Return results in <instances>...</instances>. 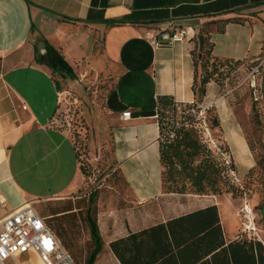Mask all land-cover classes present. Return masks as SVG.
Returning a JSON list of instances; mask_svg holds the SVG:
<instances>
[{
	"label": "crops",
	"instance_id": "1",
	"mask_svg": "<svg viewBox=\"0 0 264 264\" xmlns=\"http://www.w3.org/2000/svg\"><path fill=\"white\" fill-rule=\"evenodd\" d=\"M229 18L240 21L229 22L223 33L211 26L213 56L257 62L264 55V0H0V197L6 201L5 207L0 205V219L38 197L16 178L25 173L29 155L17 149L28 138L27 148L33 150L31 136L37 131L47 135L58 152L52 161L46 153L37 158L48 163L46 172L50 170L48 175L53 174L57 185L40 199L56 200L83 185L74 140L53 125L62 103L64 78L60 80L37 61L48 44L71 65L77 78L93 74L95 79L103 76L111 82L105 105L114 122L113 161L130 192L117 207L113 195L99 198L97 220L104 249L95 264H121L110 249L112 242L212 205L218 207L226 243L240 239L241 209L237 211L230 200L226 201L231 208L222 209V196L200 203L196 198L210 197L165 193L157 120L159 96L195 102V40L206 22ZM118 19L136 24L104 23ZM177 28L187 30L188 35L171 46L155 48L148 38L163 31L173 34ZM200 107L216 109L221 123L218 131L235 162V151L249 153L240 122L215 82L207 85ZM127 111L132 113L130 120L122 117ZM14 156L19 161L17 172ZM51 166L55 171L67 168V179L56 177ZM154 202L161 203L159 211H153ZM17 261L44 264L32 251Z\"/></svg>",
	"mask_w": 264,
	"mask_h": 264
},
{
	"label": "trees",
	"instance_id": "2",
	"mask_svg": "<svg viewBox=\"0 0 264 264\" xmlns=\"http://www.w3.org/2000/svg\"><path fill=\"white\" fill-rule=\"evenodd\" d=\"M233 12L235 11L229 13ZM204 17L211 18L216 15ZM239 21L238 18H229L209 21L202 25L192 50L195 68L192 89L196 97L195 102L179 103L172 96H159L157 99L159 152L165 193H190L186 192L185 185L177 191L165 190V182L178 179L190 183L193 195L205 196L211 192L214 197L220 195L224 187H228L233 195L243 194L245 185H238L232 176L236 172V165L234 160H230L228 146L226 145V148L220 145L221 147L217 146L215 150L209 143L208 134H211V129L221 128L216 109L200 107L207 94V85L215 82L220 86L219 78L225 75L230 67L245 62L222 60L213 56L210 43L211 26L216 25L218 32L223 33L229 22ZM104 23L111 26L136 24L122 19ZM218 26L221 28L218 29ZM200 37L203 38L202 49ZM45 50L44 55L38 56V63L46 65L56 76L77 79L71 65L57 50L48 44H45ZM251 64L253 68L257 62ZM262 85L264 95V78ZM212 111H215V115H211L212 127H209L206 123V114L210 115ZM166 112L171 113L176 119L180 118L169 129L164 122ZM75 151L79 161L76 144ZM80 169L84 176L81 163ZM96 199L97 194H91L83 207L69 202L60 209H49L48 216H43L56 237L63 241L62 245L71 253L73 244L70 243V238L65 236L58 221L62 224L65 217L74 214L75 210L82 212V220L87 225L91 238V249L84 264H95L104 249L97 220ZM261 212L264 214V204ZM55 218H58L55 220L56 224L52 225L51 222ZM110 249L121 264H264V243L261 240L249 238L243 233L240 239L226 243L217 205L131 233L126 238L112 242ZM71 255L73 256L72 253ZM73 258L75 260L74 256Z\"/></svg>",
	"mask_w": 264,
	"mask_h": 264
},
{
	"label": "rangeland",
	"instance_id": "3",
	"mask_svg": "<svg viewBox=\"0 0 264 264\" xmlns=\"http://www.w3.org/2000/svg\"><path fill=\"white\" fill-rule=\"evenodd\" d=\"M220 28L221 26H218V29ZM252 66L253 64L251 63L243 62L240 65L232 66L233 68L230 67V70L228 69V72L219 78L220 96L225 97L234 110L248 142L249 153L247 152L243 155L241 151L234 152L237 160L236 162L234 161L236 172L232 176L238 185H245L243 194L234 193L233 195L231 190H228V187H224L221 194L215 196H222L220 200L222 209L224 206L231 208L227 204V199L230 200L237 211L243 207L245 202H248L257 215L255 223L258 229V237L256 238L260 237L264 241V214L261 212L264 204V95L262 91L263 85H261V81L264 78V70L258 78L260 86L257 87L255 92L250 87L248 80ZM57 76L60 78L59 75ZM61 81L64 92L60 110L55 117L53 125L60 130L68 132L75 141L79 161L85 173L83 185L78 191L56 200L45 201V199H40L45 198L41 196L49 195L50 190L57 185L52 182L55 179L53 174L48 175L50 170L46 172L48 163L37 162V158L39 159L41 153H46L49 154L50 161H52L58 154L51 140L42 131H37L31 136L35 144L33 150L27 148L30 146L29 141H27L28 138H25L17 149L23 150L25 154L29 153V155L26 156L24 162V166H26L24 167L26 168L25 173L22 174V177L17 176L16 178L19 183L26 184L29 190L38 194L37 199L29 204L42 217L48 216L50 213L49 209H60L69 202L83 207L91 194H97L96 203H98L101 196L107 198L111 194L115 197L114 206H120L123 204L121 198L125 197L124 195L129 193L130 189L121 172L115 169L113 161L114 122L109 118L105 105V98L111 89V82L103 76L95 79L93 74L85 79L78 77L77 81L71 79H63ZM211 115H215V111H212L210 115L206 114V123L209 127H212ZM178 118L176 119L171 113L168 114L166 112L164 122L167 124L168 129L176 120L180 119ZM208 139L211 147L215 150L220 145L227 148L221 132L217 129H211ZM227 149L229 150V148ZM229 154L230 160L233 161L230 150ZM18 163L19 161L14 156L13 169L15 172H17ZM51 170L56 177L63 175L64 178H61L63 182L67 179L65 178L68 175L66 172L67 168H58L55 171L51 166ZM78 181L80 185L81 181ZM63 182L61 185H63ZM183 185H185L186 192L193 194L191 193L190 183L178 179L165 182V190L177 191ZM205 196L210 198L201 197L196 199L200 203L208 201V199L215 201L211 192ZM160 206V202H154L153 211H159L161 209L159 208ZM81 214L82 212L75 210L74 214L65 217L62 224L58 221L65 232V236L70 238V243L73 244V249L70 251L75 257L77 264H84V260L91 249L89 229L82 220ZM56 219L58 218L52 220V225L56 224ZM240 223L242 230V222Z\"/></svg>",
	"mask_w": 264,
	"mask_h": 264
},
{
	"label": "built area",
	"instance_id": "4",
	"mask_svg": "<svg viewBox=\"0 0 264 264\" xmlns=\"http://www.w3.org/2000/svg\"><path fill=\"white\" fill-rule=\"evenodd\" d=\"M188 35L187 30L177 28L173 34L167 31L158 35L149 34L148 38L155 48L171 46L183 41ZM264 57L257 61L248 77L250 87L256 92L259 76L264 70ZM124 120H130L132 113L127 111L122 115ZM0 205L6 206V201L0 197ZM243 233L248 237H258L256 213L245 202L240 210ZM38 254L44 264H77L71 253L62 245L46 222V218L29 204L12 211L7 217L0 219V264H19L17 258L28 252Z\"/></svg>",
	"mask_w": 264,
	"mask_h": 264
},
{
	"label": "water",
	"instance_id": "5",
	"mask_svg": "<svg viewBox=\"0 0 264 264\" xmlns=\"http://www.w3.org/2000/svg\"><path fill=\"white\" fill-rule=\"evenodd\" d=\"M199 41H200V49H202V48H203V38L200 37V38H199Z\"/></svg>",
	"mask_w": 264,
	"mask_h": 264
}]
</instances>
